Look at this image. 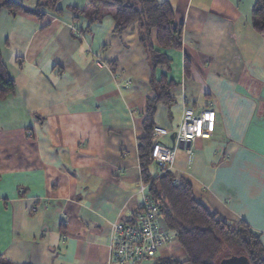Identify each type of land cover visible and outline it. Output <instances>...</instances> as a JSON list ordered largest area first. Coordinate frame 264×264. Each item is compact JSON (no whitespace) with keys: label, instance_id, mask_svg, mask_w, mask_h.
<instances>
[{"label":"crops","instance_id":"1","mask_svg":"<svg viewBox=\"0 0 264 264\" xmlns=\"http://www.w3.org/2000/svg\"><path fill=\"white\" fill-rule=\"evenodd\" d=\"M19 1L34 8L39 0ZM169 1L182 47L166 50L171 68L156 75L179 83L171 89L176 101L158 104L155 128L176 147L172 170L191 181L195 197L227 219H245L264 241V36L253 23L256 0ZM88 2L61 0V12L43 19L0 11V50L16 82L0 99V251L18 264H117L112 223L142 201L138 144L154 96L151 67L137 20L118 34L107 13L79 33L89 21L75 19L71 7ZM206 107L217 112L214 133L173 142L185 113ZM166 255L187 259L177 239L156 256Z\"/></svg>","mask_w":264,"mask_h":264},{"label":"trees","instance_id":"2","mask_svg":"<svg viewBox=\"0 0 264 264\" xmlns=\"http://www.w3.org/2000/svg\"><path fill=\"white\" fill-rule=\"evenodd\" d=\"M61 0H39L34 8L26 7L19 0H0V11L7 9L16 14L20 11L34 14L39 19L46 11L60 13ZM77 15L88 19L86 27L79 26V33L89 31L94 23L103 20L107 13L115 19L114 31L121 34L133 21L139 23V40L144 46L151 67V86L154 96L147 98L144 135L139 139V157L147 191L158 202L160 216L166 228L176 234V239L187 259L175 255L154 257L149 264H221L231 256H242L250 264H264V241L262 234L253 230L245 219L232 220L222 216L206 202L197 199L190 180L178 177L170 169L157 175L151 172L152 136L156 126L155 116L159 103L171 105L176 101L171 89L179 82L168 74L156 75L158 68L170 70L172 58L167 49L182 47V26L175 22L174 8L169 0H89L83 7L72 6ZM253 23L264 36V0H256L253 9ZM156 31V41L152 38ZM186 71L190 61L186 57ZM16 89V82L9 74L0 50V99ZM141 262V261H139ZM0 264H18L0 251Z\"/></svg>","mask_w":264,"mask_h":264},{"label":"built area","instance_id":"3","mask_svg":"<svg viewBox=\"0 0 264 264\" xmlns=\"http://www.w3.org/2000/svg\"><path fill=\"white\" fill-rule=\"evenodd\" d=\"M217 123V112L212 107L201 108L197 112L187 111L174 130L175 137L181 140H195L210 137ZM160 130L153 133L152 157L157 175L174 167L176 147L160 139ZM148 183H140L142 201L129 218H121L112 223L111 257L117 264L149 261L156 257L165 245L176 240V234L166 228L159 214L158 202L147 191Z\"/></svg>","mask_w":264,"mask_h":264},{"label":"water","instance_id":"4","mask_svg":"<svg viewBox=\"0 0 264 264\" xmlns=\"http://www.w3.org/2000/svg\"><path fill=\"white\" fill-rule=\"evenodd\" d=\"M174 135H175V133L172 134V136H171L173 139V142H175ZM221 264H250V263L246 258H244L242 256L233 255L228 260L222 261Z\"/></svg>","mask_w":264,"mask_h":264},{"label":"rangeland","instance_id":"5","mask_svg":"<svg viewBox=\"0 0 264 264\" xmlns=\"http://www.w3.org/2000/svg\"><path fill=\"white\" fill-rule=\"evenodd\" d=\"M155 171H156V165H155V163H152L151 164V172H155ZM147 264H149V263H147ZM187 264H190V263L187 262Z\"/></svg>","mask_w":264,"mask_h":264}]
</instances>
